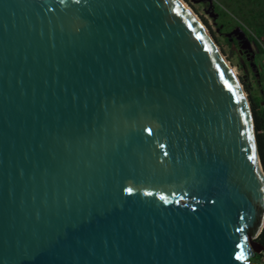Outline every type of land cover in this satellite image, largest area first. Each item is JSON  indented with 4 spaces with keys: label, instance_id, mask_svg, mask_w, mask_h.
<instances>
[{
    "label": "water",
    "instance_id": "1",
    "mask_svg": "<svg viewBox=\"0 0 264 264\" xmlns=\"http://www.w3.org/2000/svg\"><path fill=\"white\" fill-rule=\"evenodd\" d=\"M245 35L225 36L250 62ZM263 245L252 108L182 0H0V264H254Z\"/></svg>",
    "mask_w": 264,
    "mask_h": 264
},
{
    "label": "trees",
    "instance_id": "2",
    "mask_svg": "<svg viewBox=\"0 0 264 264\" xmlns=\"http://www.w3.org/2000/svg\"><path fill=\"white\" fill-rule=\"evenodd\" d=\"M224 1L228 6L234 7L236 11L238 9L239 16L242 18L243 23L234 22V25L236 24L240 26L244 30L247 39L256 47L257 52H261L264 55V0ZM218 8L219 6H216L217 11H219ZM219 13L222 17V12L219 11ZM223 13L225 15L227 12L224 11ZM221 25L224 26V29H221V31L226 30V25ZM225 40L231 45V42L227 38H225ZM239 64L243 66L244 63L240 62ZM252 76L255 79V84L257 86L256 92H252L253 86L249 85L250 81H247L245 77L241 76L240 80L247 93L250 108H252L258 154L264 170V86L261 81V73H259L258 76L253 73ZM262 257L263 255H256L250 260V262L257 264ZM261 262L264 263V260Z\"/></svg>",
    "mask_w": 264,
    "mask_h": 264
},
{
    "label": "rangeland",
    "instance_id": "3",
    "mask_svg": "<svg viewBox=\"0 0 264 264\" xmlns=\"http://www.w3.org/2000/svg\"><path fill=\"white\" fill-rule=\"evenodd\" d=\"M182 1L187 6H189L192 12L198 17V20L202 23L204 28L210 34V36L212 37L216 45L220 48L226 59L231 63L239 80L241 76L245 77L247 81H250L249 85L253 86L252 92H256L257 86L255 84V79L253 78L252 74L254 73L257 76V74L259 75V73H261V81H262V85L264 86V55L261 52L258 53L254 44L249 41L251 43V47L254 51L255 56L253 60L250 62L244 61L243 58L242 60L240 53L238 51L239 44L238 46L233 45L232 43L231 45H229L228 42L225 40L226 36L219 32L221 29H224V26L221 24H225L227 27L226 30L222 32L228 34L233 30H235L237 27H239L236 24L234 25V22H238L241 24L243 23L242 18L239 16L238 9L236 11L234 7L228 6V4L224 0H213L214 15H216V20H214V18L207 13V11L210 9L209 2L202 0H182ZM216 6H219L218 10L222 12V17L220 16L219 11L216 10ZM211 11L212 10H210V12ZM224 11L227 12L225 15L223 13ZM240 62H243L244 65L243 66L240 65L239 64ZM249 63L254 64V69L250 67ZM262 260L263 258L257 264H264L261 262Z\"/></svg>",
    "mask_w": 264,
    "mask_h": 264
},
{
    "label": "flooded vegetation",
    "instance_id": "4",
    "mask_svg": "<svg viewBox=\"0 0 264 264\" xmlns=\"http://www.w3.org/2000/svg\"><path fill=\"white\" fill-rule=\"evenodd\" d=\"M219 32H220L221 34H224V35L227 34V33L222 32L221 30H220ZM232 44L238 46V42L236 41V39H233ZM238 49H239L238 51H239V53H240V47H238ZM246 55H247V53H245V52L243 51V52L240 54L241 59L243 58L244 61H247ZM243 59H242V60H243Z\"/></svg>",
    "mask_w": 264,
    "mask_h": 264
},
{
    "label": "bare ground",
    "instance_id": "5",
    "mask_svg": "<svg viewBox=\"0 0 264 264\" xmlns=\"http://www.w3.org/2000/svg\"><path fill=\"white\" fill-rule=\"evenodd\" d=\"M188 8H189V6H188ZM190 9V8H189ZM191 10V9H190ZM192 11V10H191ZM207 31V30H206Z\"/></svg>",
    "mask_w": 264,
    "mask_h": 264
},
{
    "label": "built area",
    "instance_id": "6",
    "mask_svg": "<svg viewBox=\"0 0 264 264\" xmlns=\"http://www.w3.org/2000/svg\"><path fill=\"white\" fill-rule=\"evenodd\" d=\"M262 258H263V260H264V255H263V257H262Z\"/></svg>",
    "mask_w": 264,
    "mask_h": 264
}]
</instances>
